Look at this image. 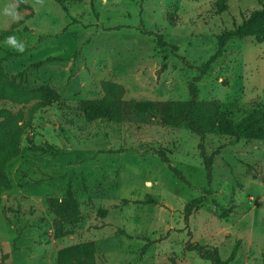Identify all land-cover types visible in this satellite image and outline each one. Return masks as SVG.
I'll return each mask as SVG.
<instances>
[{"label":"rangeland","instance_id":"obj_1","mask_svg":"<svg viewBox=\"0 0 264 264\" xmlns=\"http://www.w3.org/2000/svg\"><path fill=\"white\" fill-rule=\"evenodd\" d=\"M23 1L28 7L19 9L21 0H0V34L30 16L13 35L23 52L0 40L5 71L55 88L61 101L35 113L9 164L0 264H57L61 249L91 240L96 264H212L186 251L189 241L218 247L224 259L234 254L231 264H262L264 139L208 135L206 152L219 150L209 180L201 139L187 127L128 112L120 123L88 121L79 103L104 97L106 80L124 86L126 101L157 102L189 99L194 82L200 99L219 101L236 120L264 108V41L233 38L200 71L219 36L264 0H226L220 14L216 0H85L68 10L57 0ZM11 5L20 19L5 13ZM31 106L0 100L26 116ZM69 190L81 221L58 238L47 199ZM198 197L205 200L187 219L186 204Z\"/></svg>","mask_w":264,"mask_h":264},{"label":"trees","instance_id":"obj_2","mask_svg":"<svg viewBox=\"0 0 264 264\" xmlns=\"http://www.w3.org/2000/svg\"><path fill=\"white\" fill-rule=\"evenodd\" d=\"M64 9L68 10V2H82L85 0H57ZM92 3L95 0H90ZM217 13L228 10L226 0H216ZM27 4L21 0L19 9L27 8ZM173 15H177L173 13ZM30 16L25 15L19 22L12 23L7 29L2 30L0 40L13 36L19 26ZM150 33V32H146ZM154 34L160 46H167L160 34ZM255 37L259 42L264 41V4L255 9L243 19L242 23L225 31L218 38L216 52L200 67L201 74L207 73L214 62L224 53L226 44L233 38ZM5 57H0V100H8L14 103H32L28 115L23 110L17 112L9 108H0V199L5 191L12 188L9 176V164L22 153V140L27 130L32 127L36 112L51 107L61 101V94L49 85H32L19 80L17 76H9L4 68ZM106 92L102 98L82 99L79 109L88 121L103 120L120 123L125 118V113H131L138 117L153 116L171 127H187L201 139L200 150L205 165L209 171L208 179H212L213 162L216 153L208 154L205 147V138L210 134H221L234 137L236 140L264 139V108L258 107L240 120L225 113L217 100H203L199 98V90L194 82L190 84L189 99L183 100H136L126 101L123 99L125 88L123 85L110 80L102 81ZM161 158L170 162L164 152H159ZM173 170L183 179L182 172ZM204 197H198L186 204V218L196 210L203 202ZM47 205L55 213L54 228L58 238L70 234L67 229L69 225H76L81 221L79 202L72 191L58 198L50 197ZM145 246L143 251L148 248ZM186 251L195 252L203 259L211 261L212 264H231L234 254L228 259L221 256L216 246L189 241L185 247ZM96 245L94 241L73 244L59 251L57 264H96ZM264 264V255L262 259Z\"/></svg>","mask_w":264,"mask_h":264},{"label":"clouds","instance_id":"obj_3","mask_svg":"<svg viewBox=\"0 0 264 264\" xmlns=\"http://www.w3.org/2000/svg\"><path fill=\"white\" fill-rule=\"evenodd\" d=\"M5 13L10 15L13 19H20L18 12L15 9V5H11L4 9ZM6 43L15 48L18 52L24 51L23 43L19 42L14 36H9L6 38Z\"/></svg>","mask_w":264,"mask_h":264}]
</instances>
